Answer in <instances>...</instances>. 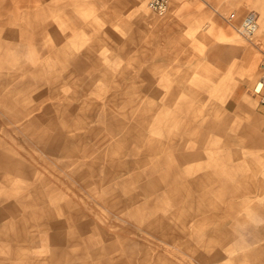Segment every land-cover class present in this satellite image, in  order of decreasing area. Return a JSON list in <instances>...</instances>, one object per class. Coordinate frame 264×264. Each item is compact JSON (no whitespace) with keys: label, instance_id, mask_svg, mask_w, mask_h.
<instances>
[{"label":"rangeland","instance_id":"rangeland-1","mask_svg":"<svg viewBox=\"0 0 264 264\" xmlns=\"http://www.w3.org/2000/svg\"><path fill=\"white\" fill-rule=\"evenodd\" d=\"M263 59L264 0H0V264H264Z\"/></svg>","mask_w":264,"mask_h":264},{"label":"built area","instance_id":"built-area-1","mask_svg":"<svg viewBox=\"0 0 264 264\" xmlns=\"http://www.w3.org/2000/svg\"><path fill=\"white\" fill-rule=\"evenodd\" d=\"M148 8L156 15H164L169 8V0H148ZM236 11H231L224 19L232 24L238 33L244 37L252 36L258 29V16L253 11H247L239 19ZM238 21V22H236ZM261 74L252 87V94L264 106V59L260 63Z\"/></svg>","mask_w":264,"mask_h":264},{"label":"bare ground","instance_id":"bare-ground-1","mask_svg":"<svg viewBox=\"0 0 264 264\" xmlns=\"http://www.w3.org/2000/svg\"><path fill=\"white\" fill-rule=\"evenodd\" d=\"M252 56L247 53V56H246V62H247V65L245 67V70H246V75L248 77V79H252L253 78V69H254V61L252 60L251 58Z\"/></svg>","mask_w":264,"mask_h":264},{"label":"crops","instance_id":"crops-1","mask_svg":"<svg viewBox=\"0 0 264 264\" xmlns=\"http://www.w3.org/2000/svg\"><path fill=\"white\" fill-rule=\"evenodd\" d=\"M258 104L261 106V107H263L264 108V106H262L259 102H258Z\"/></svg>","mask_w":264,"mask_h":264}]
</instances>
